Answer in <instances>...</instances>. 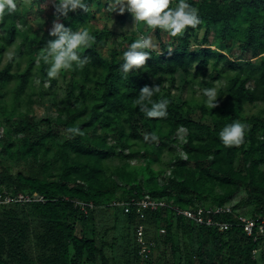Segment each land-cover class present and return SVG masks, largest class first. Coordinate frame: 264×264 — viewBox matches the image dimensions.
Instances as JSON below:
<instances>
[{"label": "trees", "instance_id": "16d2710c", "mask_svg": "<svg viewBox=\"0 0 264 264\" xmlns=\"http://www.w3.org/2000/svg\"><path fill=\"white\" fill-rule=\"evenodd\" d=\"M45 1L32 0L31 4L42 7ZM102 1L84 0L89 6L87 13L71 12L60 22L73 31L87 28L89 23H96ZM186 2L198 8L202 23L177 37L160 29L141 32L140 25V33L157 37L161 52L153 50L147 64L128 77L120 70L123 57H118L134 40L120 34L118 48L105 58L98 47L112 41L113 32L106 25L87 28L95 36V43L81 52L91 62L83 70L62 72L73 78L69 92L58 100L56 119L42 121V127L28 116L33 103L29 89L35 90V78L42 87L48 81V65L42 61L35 65L47 37L32 31L19 9L0 21V31L4 32L0 42L5 41L7 47L19 40L16 52L0 70V95L15 82L10 101L0 96V131L6 128V134L0 135V160H18L27 167L25 172H14L0 161V194L7 191L15 197L37 193L44 198L0 204V264H110L104 247L95 238L78 236L75 228L76 222L85 227L93 221L103 205L117 216L121 213L132 230L135 264H264L255 255L259 242L244 232L239 214L214 216L216 221L230 224L229 229L220 231L197 224L176 210L221 206L244 190L248 202L255 204L253 214L245 215L264 217V170L260 166L264 161V58L256 63L251 58L235 59L224 51V44L232 40L239 43L244 54L264 55V0ZM177 3L173 0L172 6ZM130 15H119L120 23L125 24ZM199 30H204L202 41L194 44L191 40ZM211 35L216 39L214 44L209 43ZM24 58L27 63L22 69ZM178 72L190 77L188 82L205 79L201 82L203 88L213 87L211 81L225 80L218 91V107L207 108L203 96L202 100L180 104L165 86L176 80ZM79 80L83 84L77 93ZM57 82L51 80L49 88L54 89ZM145 85H159L154 100H170L166 118L149 119L139 110L135 100ZM93 87L99 90L96 98L90 97ZM23 105L28 106L24 113L18 111ZM254 107L259 110L253 113ZM195 109L200 112V121L191 117ZM236 120L250 126L245 142L239 147H225L219 132ZM77 126L83 136L67 132L69 127ZM181 127L187 130L183 146L187 160L166 143L173 141ZM153 132L159 143L145 142L144 135ZM165 149H169L166 164L170 163L171 177L160 184L162 171L154 169L150 157H162ZM142 154L148 157L147 162L131 168V161L139 160ZM111 159L121 164L109 165ZM146 196L163 200L168 207L141 213L133 208L125 214L113 205L116 200ZM139 226L144 227L146 240L155 244L148 259L139 256ZM206 247L213 248V254Z\"/></svg>", "mask_w": 264, "mask_h": 264}, {"label": "rangeland", "instance_id": "374dc122", "mask_svg": "<svg viewBox=\"0 0 264 264\" xmlns=\"http://www.w3.org/2000/svg\"><path fill=\"white\" fill-rule=\"evenodd\" d=\"M18 8L21 12V16L28 23V26L32 31H36L39 33L40 36H46L47 40L50 39L49 31L52 27V23L54 20V8H53V1L46 0L43 3L42 7H38L37 5L32 6L29 4L24 3V0H16ZM118 12L111 13L108 10V4L105 0L102 1L101 5L97 9V17L96 23L92 24L89 23L87 28L89 29H96L102 28L106 25L113 34L111 35L112 41H108L105 45H100L98 47L99 52L105 58H110L112 54V50L118 48V36L120 34H124L128 40H135L137 38L136 34H130L136 31L135 29L131 30L134 25L133 17L130 15L128 17L127 22L125 24H121L119 20ZM25 28L24 26H21ZM147 28L145 26H141V32H146ZM4 35V32L0 31V37ZM204 35V30H199L196 32L191 40L192 43H199L202 41ZM153 42L157 45L155 51L158 53L161 52L159 40L156 36L151 35ZM165 37V36H164ZM216 39H214V35L210 36V44H214ZM19 43V40L18 42ZM16 43H12L11 45L7 44L5 47L6 42H0V70L3 69L10 58L13 56L14 52H16ZM208 43V44H209ZM218 43V42H216ZM224 51L229 53L235 59H252V61L259 63L264 55L259 57H253L252 53L244 54L241 49L239 48V43L234 41H228L224 44ZM123 52L120 51V55L118 59H122ZM26 59L21 60V68L24 69L26 67ZM39 63H35L37 66ZM216 74V72H212ZM67 74H70L68 72ZM72 77L70 75H63L61 73L60 77L58 78L57 85L54 89L49 88V84H44V87L40 84L38 78H35L34 88L35 90L29 89L32 96V105L31 111L29 112V118L34 122L35 125L41 126V122L46 119L55 120L58 115V107L59 101L61 98H64L66 94L69 92L70 84L72 82ZM201 78L200 80L192 83L188 82L190 77L186 78L181 72H178L176 75V80L174 82H166L165 86L172 91V95L176 98V100L183 104L186 100H202V91L203 87L201 82L205 79ZM206 80L210 81L209 78ZM213 86L217 87V90L221 89L225 85V80L221 81H211ZM15 82H12L7 88L3 89L1 92V99L10 101L12 97L11 89ZM83 83L79 80L76 81L77 93L79 92V87ZM92 95L90 97H97L98 95V88H92ZM219 95V94H218ZM28 108L27 105H23L19 107L18 111L24 113ZM259 107H254L253 113L257 112ZM191 117L196 120L200 121V112L198 109H195L191 113ZM181 129V128H179ZM179 129L177 130L176 134L172 137L173 141H166L169 147L175 149V154L177 156V148L182 147L187 143L181 144L180 137H184L187 141V131L180 132ZM185 129V128H183ZM63 131V130H62ZM65 132V131H63ZM6 134V128H1L0 135L3 137ZM61 135H64L63 133ZM60 135V137H61ZM111 142V140H110ZM169 149H165L164 153L160 157L159 155L155 154L151 158L153 162V167L157 172L162 171L158 178L160 184L167 182V180L171 177V169L169 168L170 163L166 164V161L170 158L169 156ZM184 151V149H183ZM185 152V151H184ZM180 157V156H179ZM148 157L146 155L141 156L139 160L133 159L130 163V167L134 168L136 166L144 165L147 162ZM5 163L7 167H10L12 171H22L25 172L27 167L22 164V162L18 160H8L3 159L0 160ZM109 165L118 166L121 164V161L118 159H111L108 161ZM261 168L264 170V161L260 165ZM6 190L8 188H5ZM9 190V189H8ZM119 197V196H117ZM228 204H234L235 208L243 214H253L255 209V204L249 203L247 194L244 190L236 193L228 202ZM35 225V224H33ZM76 234L78 236L86 235L88 238H95L99 246L104 247V252L110 264H135L133 255H132V245L134 244V236L132 234V230H130L129 226L125 222L124 216L120 213L118 216L114 214V212L103 205L99 208L93 218V221H90L84 225L82 222L75 223ZM206 250L209 254H213V248L206 247ZM33 254L36 255V251H33ZM100 264V263H98Z\"/></svg>", "mask_w": 264, "mask_h": 264}, {"label": "clouds", "instance_id": "9594fccd", "mask_svg": "<svg viewBox=\"0 0 264 264\" xmlns=\"http://www.w3.org/2000/svg\"><path fill=\"white\" fill-rule=\"evenodd\" d=\"M32 0H24V3L31 5ZM173 0H109L108 10L111 13L118 12L123 15L125 12L131 14L134 25L131 30H137V38L130 43L127 50L123 52V64L120 66L125 77L130 72L142 69L151 58V52L157 48L151 35H145L138 31L140 25L155 31L160 29L167 32L171 37L182 36L188 28L195 29L201 23L198 8L190 5L186 0H178L173 7ZM16 0H0V21L6 14L17 11ZM54 16L49 35L54 37L47 41L46 45L40 49L36 61H41L48 65L46 85L53 79H58L62 72L83 70L91 62L89 56L83 55L81 50L92 47L95 43L93 36L87 28H79L75 31L71 27H66L60 22L61 18H66L69 13L82 10L87 13L89 6L84 0H53ZM19 27V25H18ZM172 50L169 49V54ZM160 92L158 86L145 85L140 89L135 100L139 110L149 119H164L167 117L170 100L160 98L154 100L153 96ZM203 97H206L205 105L209 109L218 107V90L216 86L204 88ZM250 126L244 122L236 120L225 125L219 132V139L225 147H239L245 142L246 132ZM186 132V129H179ZM67 132L73 136H83L84 132L80 127H69ZM145 142L152 141L159 143L158 135L146 133ZM181 144L186 143L184 137H180ZM181 159L187 160L188 154L182 147L177 148ZM209 159H213L212 156Z\"/></svg>", "mask_w": 264, "mask_h": 264}, {"label": "built area", "instance_id": "2783aa9c", "mask_svg": "<svg viewBox=\"0 0 264 264\" xmlns=\"http://www.w3.org/2000/svg\"><path fill=\"white\" fill-rule=\"evenodd\" d=\"M33 200L43 201L44 198L42 196H38L37 193H34L33 196L18 194L15 197H13L12 194L7 191H4L2 194H0V204H9L12 202L27 203ZM113 205L122 208L125 214H129L133 208H136L137 213H141L146 209L155 210L168 207V204L165 201L156 200L149 196L140 199L131 198L127 201L116 200ZM90 206L92 207L91 204ZM176 210L179 214L184 215L187 219L194 220L197 224L217 227L220 231L229 229L230 224L227 222L216 221L214 216L231 213H235L236 215L239 214L238 221L242 225L244 232L248 236L253 237L255 241L259 242V249L256 251L255 255H258L264 261V217L259 219L249 217L243 213H240L235 208L234 204L230 205L228 202L221 206H214L210 208L199 206L194 210ZM161 233L164 234L165 231L162 230ZM136 238L137 243L139 244V256L142 259H148L155 244L146 240L143 226L138 227Z\"/></svg>", "mask_w": 264, "mask_h": 264}]
</instances>
